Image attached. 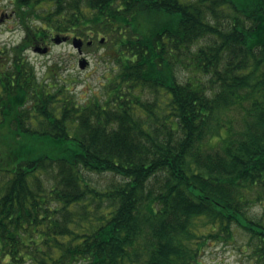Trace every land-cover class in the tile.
<instances>
[{"label":"trees","instance_id":"16d2710c","mask_svg":"<svg viewBox=\"0 0 264 264\" xmlns=\"http://www.w3.org/2000/svg\"><path fill=\"white\" fill-rule=\"evenodd\" d=\"M13 3L0 264H201L236 228L264 264V0ZM57 35L111 43L103 94L39 76L27 51Z\"/></svg>","mask_w":264,"mask_h":264},{"label":"rangeland","instance_id":"374dc122","mask_svg":"<svg viewBox=\"0 0 264 264\" xmlns=\"http://www.w3.org/2000/svg\"><path fill=\"white\" fill-rule=\"evenodd\" d=\"M14 0L0 2V47L18 44L25 36V31L19 18L14 12ZM93 46L84 43L79 53L73 46L72 39L57 43L53 39L41 45L49 46L47 52H39L31 47L29 57L35 62L40 77L51 78L57 71L63 75H72L76 80L75 88L82 98L94 94H103V86L110 75V63L105 55L110 53L111 43L99 42L100 36L95 38ZM90 40V39H85ZM91 41V40H90ZM85 57L89 62L85 68L79 66V60ZM101 178V176H99ZM102 179L104 177L102 176ZM264 205L256 203L251 207L255 216L264 213ZM235 237L229 239H212L201 252V264H261L256 254L247 243V235L242 229H235Z\"/></svg>","mask_w":264,"mask_h":264},{"label":"water","instance_id":"95a60500","mask_svg":"<svg viewBox=\"0 0 264 264\" xmlns=\"http://www.w3.org/2000/svg\"><path fill=\"white\" fill-rule=\"evenodd\" d=\"M68 39V37L67 36H64L63 38H61V37H59L58 35L54 38V40L56 41V42H60V41H63V40H67ZM73 44H74V46L75 47H77L79 50H80V52H81V47H82V44H83V41H82V39L81 38H78V37H75L74 39H73ZM35 50L36 51H39V52H47L48 51V47H42V46H36L35 47ZM88 60L86 59V58H82V59H80V61H79V65H80V67H81V69L82 68H85V66L89 63V62H87Z\"/></svg>","mask_w":264,"mask_h":264}]
</instances>
